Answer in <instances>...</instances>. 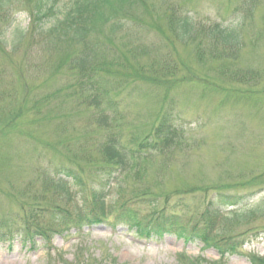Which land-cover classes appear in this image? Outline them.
<instances>
[{"label":"rangeland","instance_id":"1","mask_svg":"<svg viewBox=\"0 0 264 264\" xmlns=\"http://www.w3.org/2000/svg\"><path fill=\"white\" fill-rule=\"evenodd\" d=\"M171 1L189 2L190 14L204 27L213 22L240 20L243 16L240 31L243 44L235 61L213 60L208 52L200 56L194 45L195 50L173 41L163 12L151 14L142 8L135 11L142 24L140 29L132 28L136 41L131 36L121 39L119 34L110 36L107 29L100 34L98 43L108 46L110 52L99 61L102 58L108 62L110 57L132 61L127 50L140 41L149 52L140 65L136 66L133 61L128 64L134 71L156 76L167 75L166 71L173 69L175 79L183 80L172 92L180 112L176 124L180 127V123L184 130L183 144L165 172H157L162 159L140 164L137 169L146 172V179L137 184L135 192L155 185L164 192L195 191L179 199L172 196L166 204L161 196L153 197L152 201L145 198L140 200L139 207L143 210L142 216H150L154 210L149 208L157 210L164 206L167 217L182 220L185 217L182 206H187L189 217L195 208L205 207L214 200L216 193L211 197L214 191L238 196L237 203L243 205L232 211L223 209L226 218L220 233L233 234L237 240L247 235L243 241L247 245L241 249L243 256H229L224 262L250 264L246 254L264 259V235L260 233L264 231V189H259L264 188V0ZM68 2L61 1L62 12ZM25 7V0H8L3 12L8 11L9 18L14 16L10 29H5L4 14L0 10V216L17 212L19 203L32 199L47 205L53 193L43 194L41 173L53 175L62 167H85L86 157L98 158L97 151L106 136L96 125L98 111L86 109L79 100L67 95L71 90L66 89L69 76L65 73V64L74 50L66 52L64 46L63 56V50L56 46L50 53L45 43L39 44L28 37L30 19ZM152 24L159 29H151ZM15 31L23 35L18 44ZM145 64H154L163 74H152L144 68ZM60 66L65 68L64 78L62 73L55 72ZM111 72L127 78V72L118 67L111 68ZM190 77L193 83L185 82ZM70 78L73 85L74 75ZM197 79L202 83H194ZM121 83L124 84L118 87L121 102L108 117L110 127L117 124L124 142L128 143L131 134H145L154 123L165 90L136 86L124 80L117 82ZM203 84L220 92H211ZM63 85L64 89H60ZM127 174L115 182L116 188H112L108 203L115 200L116 189L133 185L125 177ZM155 176L159 180H154ZM96 187L84 181L83 195L88 196L90 189ZM71 188L73 193L80 192L77 185L71 184ZM132 191L126 190L125 197L131 198ZM246 214L250 219L236 221L238 216ZM82 235L78 238L70 232L64 237H54L48 246L34 241L35 250L31 248L32 243L20 237L11 243L0 242V264H60L61 260L65 261L63 264H89L93 260H115V264H178L176 255L181 252L190 259L198 257L207 263L218 259L212 249L200 250L202 246L198 243L185 245L172 234L137 239L123 226L112 228L111 224H104L84 230ZM84 260L86 263L81 262Z\"/></svg>","mask_w":264,"mask_h":264},{"label":"trees","instance_id":"2","mask_svg":"<svg viewBox=\"0 0 264 264\" xmlns=\"http://www.w3.org/2000/svg\"><path fill=\"white\" fill-rule=\"evenodd\" d=\"M61 0H25L30 19V32L28 37L39 44L45 43L47 52L58 47L66 52L73 49L74 53L68 59L66 69L60 66L56 74L65 73L69 76L66 89L71 90L68 96L79 100L86 109H94L100 112L96 123L104 127L106 133L104 142L99 146L97 159H84L85 165H92L95 173L101 175L105 180L110 178L108 171L120 170L128 171L133 168L137 161L151 162L156 157L170 158L175 146L181 141V134L174 126V108L171 106L161 109V113L155 126L142 139H135L132 142V148L123 144L120 137L108 134L106 127L109 121L106 112H113L118 103V84L119 80L133 83L136 79L147 81L164 88L174 84L172 79L175 72L172 69L166 71L167 75L147 76L134 71V67L128 64L132 61L141 63L147 56L149 49L140 41L134 48L128 49L130 60L117 57H110L106 62L100 57L109 54L110 48L98 43L100 34L104 29L110 36L121 35V38L136 35L132 28H142L141 21L137 19L135 11L138 8L151 14L163 12V19L168 34L173 41L182 46H195L197 53L202 56L203 52H208L213 60L235 61L242 48V38L240 28L222 27L219 24H212L208 27L200 26L185 10L184 2H172L169 0H73L64 7V13L58 9ZM8 0H0V9L6 6ZM2 18L6 19L7 15ZM155 25V26H154ZM150 26L151 29H159L156 24ZM14 32L18 44L23 35L20 36ZM165 39V38H164ZM167 40H170L167 37ZM32 41V42H33ZM194 49V47H193ZM194 49V50H195ZM199 49V50H198ZM130 53V54H129ZM130 63V65H131ZM140 65V64H138ZM118 67L127 72V78L119 75L118 72H111V68ZM141 67V66H140ZM143 67V66H142ZM141 67V68H142ZM146 68L152 74H163L154 64H145ZM128 71H132L128 73ZM74 75V84L70 75ZM140 74V75H139ZM122 84V83H121ZM119 84V85H121ZM64 89V85L60 87ZM59 89V90H60ZM58 91V90H57ZM115 98V100H114ZM166 97L164 102H166ZM7 125V124H6ZM158 155V156H157ZM107 169V170H106ZM75 183L79 182V172L73 169L60 171ZM44 191H52L55 196L64 198L68 195L62 181L52 182V179H45ZM68 201H66L67 203ZM66 203L56 207L54 203L48 202L42 206L36 199L26 203L18 204V212L0 218V239H4L13 234H20L25 237H34L41 233L64 230L66 228H81L87 224L92 225L91 219L96 215L97 219H102L105 215L104 207L101 203H93L89 208L73 209L65 207ZM134 211V210H133ZM128 206H120L119 217L132 220L136 212ZM21 213V214H19ZM208 213L206 210L205 214ZM213 213L216 214L214 211ZM206 217V215H205ZM227 245L235 251L233 242L228 241ZM252 264H264L260 259L252 258ZM188 264H201L189 262ZM219 264V263H214Z\"/></svg>","mask_w":264,"mask_h":264}]
</instances>
